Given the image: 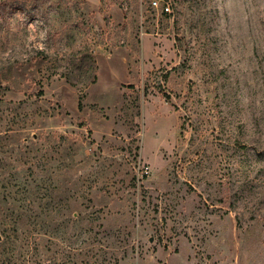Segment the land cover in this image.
<instances>
[{
    "label": "rangeland",
    "instance_id": "374dc122",
    "mask_svg": "<svg viewBox=\"0 0 264 264\" xmlns=\"http://www.w3.org/2000/svg\"><path fill=\"white\" fill-rule=\"evenodd\" d=\"M152 1L0 0V264H264V0Z\"/></svg>",
    "mask_w": 264,
    "mask_h": 264
},
{
    "label": "built area",
    "instance_id": "2783aa9c",
    "mask_svg": "<svg viewBox=\"0 0 264 264\" xmlns=\"http://www.w3.org/2000/svg\"><path fill=\"white\" fill-rule=\"evenodd\" d=\"M152 4L154 7H158L159 6V3L157 0H153L152 1ZM165 10L166 12H169L170 11V5L168 3H165L164 5H162V10Z\"/></svg>",
    "mask_w": 264,
    "mask_h": 264
}]
</instances>
